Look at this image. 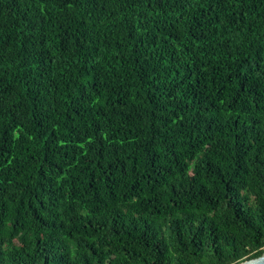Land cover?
<instances>
[{
	"label": "trees",
	"instance_id": "1",
	"mask_svg": "<svg viewBox=\"0 0 264 264\" xmlns=\"http://www.w3.org/2000/svg\"><path fill=\"white\" fill-rule=\"evenodd\" d=\"M263 252L264 0H0V264Z\"/></svg>",
	"mask_w": 264,
	"mask_h": 264
},
{
	"label": "water",
	"instance_id": "2",
	"mask_svg": "<svg viewBox=\"0 0 264 264\" xmlns=\"http://www.w3.org/2000/svg\"><path fill=\"white\" fill-rule=\"evenodd\" d=\"M238 264H264V252L256 258L244 260Z\"/></svg>",
	"mask_w": 264,
	"mask_h": 264
}]
</instances>
